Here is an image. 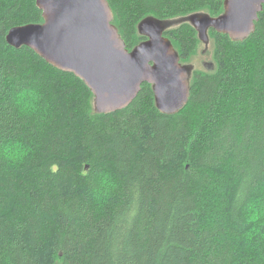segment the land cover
<instances>
[{
  "label": "trees",
  "instance_id": "1",
  "mask_svg": "<svg viewBox=\"0 0 264 264\" xmlns=\"http://www.w3.org/2000/svg\"><path fill=\"white\" fill-rule=\"evenodd\" d=\"M108 1L129 49L148 16L224 3ZM43 22L37 0H0V264H264V11L243 43L212 33L216 67L176 115L148 84L96 115L81 79L7 43ZM166 36L194 61L191 25Z\"/></svg>",
  "mask_w": 264,
  "mask_h": 264
},
{
  "label": "water",
  "instance_id": "2",
  "mask_svg": "<svg viewBox=\"0 0 264 264\" xmlns=\"http://www.w3.org/2000/svg\"><path fill=\"white\" fill-rule=\"evenodd\" d=\"M43 23L12 28L8 44L33 50L48 64L81 79L94 95L97 114L122 111L137 98L143 84L152 86L157 109L176 115L189 104L195 65L182 62L170 30L191 25L208 52L212 33L243 43L256 31L264 11V0H225L217 16L196 12L162 20L154 16L138 24V33L147 40L129 49L108 0H37ZM213 61L203 64L213 71Z\"/></svg>",
  "mask_w": 264,
  "mask_h": 264
},
{
  "label": "rangeland",
  "instance_id": "3",
  "mask_svg": "<svg viewBox=\"0 0 264 264\" xmlns=\"http://www.w3.org/2000/svg\"><path fill=\"white\" fill-rule=\"evenodd\" d=\"M212 41L214 42V40L212 39ZM213 42L211 43V46L208 50V52H206V54L203 53V45L200 44L199 50H198V54L196 56V58L194 59V63L197 62L198 63V69L203 70V64L212 61V50H213ZM204 54V55H203Z\"/></svg>",
  "mask_w": 264,
  "mask_h": 264
},
{
  "label": "bare ground",
  "instance_id": "4",
  "mask_svg": "<svg viewBox=\"0 0 264 264\" xmlns=\"http://www.w3.org/2000/svg\"><path fill=\"white\" fill-rule=\"evenodd\" d=\"M224 1H225V0H224ZM223 10H224V3H223ZM9 31H10V30H9ZM196 32H197V31H196ZM8 33H9V32H8ZM197 34H198V33H197ZM7 35H8V34H7ZM6 38H7V37H6ZM6 40H7V39H6ZM145 40H147V39H145ZM145 40H144V41H145ZM142 42H143V41H142ZM233 42H234V41H233ZM7 43H8V42H7ZM200 43H201V45H203V43H202L201 41H200ZM203 48H204V45H203ZM176 50H177V49H176ZM177 51H178V50H177ZM179 54H180V53H179ZM203 55H204V54H203ZM185 64H188V63H185ZM191 64L195 65V69H196L195 72H194V75H193V79H194L195 73H196L198 70H201V69H198V67H197V66H198V63H197V62L194 63V61H193V62H191ZM203 70H204V69H203ZM205 71H206V70H205ZM207 72H208V71H207ZM192 82H193V80H192ZM145 84H147V83H145ZM143 85H144V84H143ZM148 85H150V84H148ZM150 86H151V85H150ZM142 88H143V86H142ZM151 88H152V86H151ZM89 90H90V89H89ZM152 91H153V90H152ZM191 91H192V90H191ZM91 93H92V92H91ZM92 95H93V93H92ZM153 95H154V103H155V107H156L155 94H154V92H153ZM137 97H138V96H137ZM93 100H94V95H93ZM93 100H92V106H93ZM133 102H134V101H133ZM133 102H132V103H133ZM132 103H131V104H132ZM131 104H130V105H131ZM130 105H129V106H130ZM129 106H128V107H129ZM185 108H186V107H185ZM156 109H157V107H156ZM93 110H94V106H93ZM157 110H158V109H157ZM158 111H159V110H158ZM159 112H160V111H159ZM94 113H95L96 115H102V114H97V113L95 112V110H94ZM160 113H161V112H160ZM164 115H165V114H164Z\"/></svg>",
  "mask_w": 264,
  "mask_h": 264
},
{
  "label": "clouds",
  "instance_id": "5",
  "mask_svg": "<svg viewBox=\"0 0 264 264\" xmlns=\"http://www.w3.org/2000/svg\"><path fill=\"white\" fill-rule=\"evenodd\" d=\"M9 151H12V150L10 149ZM17 151H19V148H17ZM4 154H5V155H8V153H7V152H5Z\"/></svg>",
  "mask_w": 264,
  "mask_h": 264
}]
</instances>
